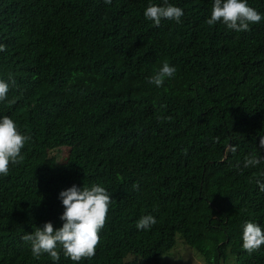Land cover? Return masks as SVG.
Returning a JSON list of instances; mask_svg holds the SVG:
<instances>
[{
  "label": "trees",
  "instance_id": "trees-1",
  "mask_svg": "<svg viewBox=\"0 0 264 264\" xmlns=\"http://www.w3.org/2000/svg\"><path fill=\"white\" fill-rule=\"evenodd\" d=\"M213 2L168 0L182 22L157 27L143 13L164 0H0V80L16 82L0 117L31 137L0 175V264H54L22 236L62 227L59 193L73 185L112 199L78 264H171L178 242L182 258L264 264V245L242 247L246 222L264 229V161L244 167L264 157V19L209 26ZM248 4L264 14V0ZM165 62L174 76L149 83ZM55 264L77 262L61 251Z\"/></svg>",
  "mask_w": 264,
  "mask_h": 264
},
{
  "label": "clouds",
  "instance_id": "clouds-1",
  "mask_svg": "<svg viewBox=\"0 0 264 264\" xmlns=\"http://www.w3.org/2000/svg\"><path fill=\"white\" fill-rule=\"evenodd\" d=\"M110 4L111 0H104ZM144 17L159 27L162 20H173L181 23L184 15L182 8L164 0L163 6L149 4ZM264 14L249 6L248 0H214L210 18L206 20L209 26L223 23L229 30L236 32L248 31L251 24L259 23ZM5 46L0 45V52ZM176 72L175 67L165 62L160 71L150 78L149 83L157 87L162 86L165 78H171ZM15 80L10 76L8 81L0 80V102L7 99V94ZM31 139L22 134L13 119L8 116L0 117V175L7 176L10 164H19L23 161L22 149ZM260 148H264V137L260 138ZM235 147L233 151H235ZM264 161V157L255 153L245 157L244 167H255ZM261 191L264 183L257 180ZM134 188L138 185H133ZM64 211L59 219L62 227L54 228L52 222H45L42 227H35L31 233L22 236V240L29 243L32 255L39 259L48 254L51 260L58 262L60 252L65 258L73 262L91 259L95 255L100 242L99 231L104 227L109 206L112 203L111 194L102 186L93 185L77 187L71 186L62 190L58 197ZM156 223L152 215H144L136 222L138 230H149ZM242 247L249 254L258 251L264 245V229L254 222H246L243 227ZM59 249V251H58Z\"/></svg>",
  "mask_w": 264,
  "mask_h": 264
},
{
  "label": "rangeland",
  "instance_id": "rangeland-1",
  "mask_svg": "<svg viewBox=\"0 0 264 264\" xmlns=\"http://www.w3.org/2000/svg\"><path fill=\"white\" fill-rule=\"evenodd\" d=\"M176 248L177 250H173L174 252L177 251L176 255H177V258H173L171 257L172 259H174L171 264H181L183 263V260L185 262H187V264H206L203 260H201L200 258L197 257V255H193V256H188L186 257L185 255V258H182V253L183 251L185 250L186 246H184L182 243L178 242L176 244ZM169 256H163V262H167V263H170V260H168ZM182 258V259H181Z\"/></svg>",
  "mask_w": 264,
  "mask_h": 264
}]
</instances>
